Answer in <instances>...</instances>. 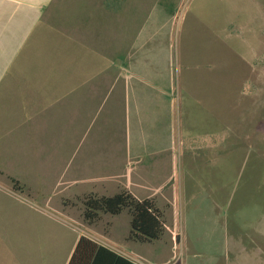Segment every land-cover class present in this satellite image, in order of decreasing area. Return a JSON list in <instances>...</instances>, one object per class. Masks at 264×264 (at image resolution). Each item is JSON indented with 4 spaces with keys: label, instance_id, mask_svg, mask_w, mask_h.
Here are the masks:
<instances>
[{
    "label": "rangeland",
    "instance_id": "obj_1",
    "mask_svg": "<svg viewBox=\"0 0 264 264\" xmlns=\"http://www.w3.org/2000/svg\"><path fill=\"white\" fill-rule=\"evenodd\" d=\"M50 10L49 58L34 72L109 92L95 153L141 161L130 177L123 163L102 176L161 213L147 243L166 258L148 264H264V0H54ZM33 165L17 180L30 207L1 212L10 238L19 212L25 235L47 233L42 210L60 215L67 197L48 193L55 172ZM15 253L1 244L0 264Z\"/></svg>",
    "mask_w": 264,
    "mask_h": 264
},
{
    "label": "crops",
    "instance_id": "obj_2",
    "mask_svg": "<svg viewBox=\"0 0 264 264\" xmlns=\"http://www.w3.org/2000/svg\"><path fill=\"white\" fill-rule=\"evenodd\" d=\"M53 1L0 0V246L4 244L12 253L16 250V255L12 254L15 264H148L166 258L165 253L150 251L151 242L128 237L130 213L126 209L118 214L98 211L92 221L84 217L83 200L88 196H112L122 190L130 193L129 184L105 182V168L116 172L123 163L130 177L141 161L95 153L98 131L104 128L98 112L103 110L109 92L78 89L82 77L34 72L38 61L49 58L55 25L45 16L53 11ZM60 34L70 38L67 30ZM42 51L45 59H41ZM119 98L129 96L125 92ZM40 138L49 147L46 156L41 155ZM25 140L31 143L25 146ZM57 146L63 147L62 153ZM38 163L55 172L56 181L48 193L67 197L61 198L60 215L42 210L48 221L47 233L25 235L28 218L19 212L12 222L16 235L10 238L4 234L2 209L8 204L21 209L31 205L23 198V191L13 188L11 180L26 177L25 170L34 171L38 167L33 164ZM111 187L115 191L108 193ZM59 188L63 192L56 190ZM38 190L47 194L45 188ZM39 210L34 205V212Z\"/></svg>",
    "mask_w": 264,
    "mask_h": 264
},
{
    "label": "trees",
    "instance_id": "obj_3",
    "mask_svg": "<svg viewBox=\"0 0 264 264\" xmlns=\"http://www.w3.org/2000/svg\"><path fill=\"white\" fill-rule=\"evenodd\" d=\"M11 181L13 188L19 191L25 190V187L19 182ZM29 194L28 191V196ZM83 205L84 217L90 221L97 218L98 211L118 214L126 209L130 213L128 237L135 241L150 242L158 239L161 235L163 220L151 199H136L128 191L122 190L112 196H88L83 200Z\"/></svg>",
    "mask_w": 264,
    "mask_h": 264
}]
</instances>
